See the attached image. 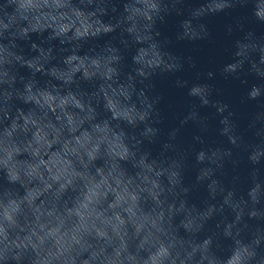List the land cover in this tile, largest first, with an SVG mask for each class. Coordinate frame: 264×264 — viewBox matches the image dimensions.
Segmentation results:
<instances>
[{
	"label": "clouds",
	"instance_id": "1",
	"mask_svg": "<svg viewBox=\"0 0 264 264\" xmlns=\"http://www.w3.org/2000/svg\"><path fill=\"white\" fill-rule=\"evenodd\" d=\"M0 264H264V0H0Z\"/></svg>",
	"mask_w": 264,
	"mask_h": 264
},
{
	"label": "water",
	"instance_id": "2",
	"mask_svg": "<svg viewBox=\"0 0 264 264\" xmlns=\"http://www.w3.org/2000/svg\"><path fill=\"white\" fill-rule=\"evenodd\" d=\"M179 18L175 15L169 16L166 18L165 23L160 24L159 28L163 36L172 37L174 40V34L176 30V23ZM225 23V18L223 17H213L209 19L208 24L210 29L215 33L219 34ZM35 39V37H34ZM173 51L182 55H193L195 56L201 65L211 66L210 61L216 60L219 61L221 57L218 54L217 48L211 43H203L200 45L199 49H191L190 46L180 43H173L171 45ZM26 70L21 69V72ZM188 75H193L189 73ZM156 89L164 97L161 101L159 107L162 109V114L165 116V121L162 127L167 131L171 127L176 125V121L173 119V113L180 110L183 107V93L182 90L176 89L170 79L157 77L155 80ZM218 87L224 90V98L232 101L233 103L237 102V91L234 85L226 84L223 81L217 82ZM182 137L185 140H190L192 135V129L190 126H186L182 129ZM198 194L194 193L193 198L195 199Z\"/></svg>",
	"mask_w": 264,
	"mask_h": 264
}]
</instances>
